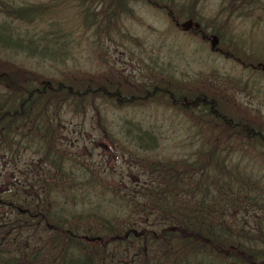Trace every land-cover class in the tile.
Here are the masks:
<instances>
[{
	"label": "trees",
	"instance_id": "16d2710c",
	"mask_svg": "<svg viewBox=\"0 0 264 264\" xmlns=\"http://www.w3.org/2000/svg\"><path fill=\"white\" fill-rule=\"evenodd\" d=\"M53 1L0 0V264H264V116L236 97L259 81L214 70L190 78L146 55L123 24L145 3L210 48L214 36L213 52L263 78L264 55L228 29L234 16L256 26L262 0H226L204 22L199 0H73L91 46L110 43L92 51L93 69L58 78L44 62L72 41ZM124 41L141 50L125 48L128 66L106 58ZM175 45L164 52L181 54ZM157 107L185 123L164 128ZM166 129L189 131L186 151L164 152Z\"/></svg>",
	"mask_w": 264,
	"mask_h": 264
},
{
	"label": "rangeland",
	"instance_id": "374dc122",
	"mask_svg": "<svg viewBox=\"0 0 264 264\" xmlns=\"http://www.w3.org/2000/svg\"><path fill=\"white\" fill-rule=\"evenodd\" d=\"M178 1L183 2L184 4L187 2V0ZM55 2H57V5L53 8V11H56L54 16L55 18H58L59 22L62 20L63 30L69 33L68 39L72 41V48L68 54H66L68 51L67 49L66 53L62 56V58H59L60 60L55 62V64L50 65L48 62H44V67L47 68L45 70H48L49 74H52V76L58 78L60 77L59 70L66 69L67 67L70 70L74 69L77 72L81 71L79 69H93V67L100 62L95 59L92 51H95L97 54L98 49L102 50L104 45L110 42L106 41L99 45V47L95 45L91 46V43L96 44V40L89 35L86 38V33L83 30L82 21L80 20V17L77 13V9L73 7V0H55ZM222 3L224 5L226 0H199L196 10L198 14L203 17L202 21L204 22L206 19L210 20L212 17L216 16V12ZM262 3H264V0H262ZM258 14L260 16L254 18L258 21L256 26H252L251 24L252 17L235 18V16L230 18L228 25L230 33L233 34V36L236 35L238 42L241 43L240 46L243 49L250 48L253 52V56L255 57L264 55V14ZM222 18L223 17L220 16L218 19L219 22L223 20ZM123 24L129 32H132L134 35L138 36V39L144 41L147 50L146 55L150 53L156 55V53L159 52L160 57H169L175 63L174 65L177 72L188 74L190 78H193L198 74L199 78H202L204 74L209 75V73L214 70L227 75L232 74L238 76L239 74V76H242V78L250 76V79L254 78L255 80H258L259 83L255 84V87L258 88V91H256L255 88L247 86L245 89L239 92L236 97L248 107H258L260 113L264 116V77H260L261 75L259 76L258 72L251 73L248 70L240 69V67L232 60L220 56L216 54V52H213L208 42L203 43L199 38L192 36L187 31H181L173 27L160 11L145 3H134L133 15L124 18ZM80 35H82V37ZM115 38H118V36L116 35ZM170 42L178 44L171 47L175 50V52H177V50L181 51V54L169 56L164 52L165 48L170 46ZM75 43H78V47L75 46ZM126 47H130L131 49L134 48V51L137 53L141 51L138 47L131 46L126 41H124L123 44L118 48L110 44L106 49V58H109L110 61H118L120 58L125 65L129 63L133 64V62L126 60L127 56L124 54ZM72 53H74V55ZM12 57L14 60H17L23 66L28 68H34L35 66L33 65L35 59L23 58L21 54H13ZM102 58L103 56L100 57V60H102ZM35 67L38 70H42V65L40 67ZM262 75L264 76V73ZM142 111L143 110L137 109L135 112L138 116H140L139 113ZM168 111L170 110L163 109V107H157V114L158 117L161 118L164 128H166L170 123L175 124L176 127L182 126L185 123L184 119L181 117H170L166 113ZM125 113L130 114L131 111ZM149 113L152 112L149 110L148 114ZM184 132V130L166 129L164 145H168L164 149V152H174V147H176L178 150L177 152L186 151V149L189 147L187 146V137L189 135V131L185 133ZM193 132L194 131L192 130L189 140L193 139ZM96 144L99 145L98 147L100 149L102 148L106 151H112V147L111 145L109 146L108 143L105 144L102 141H98ZM233 157L240 160V164H238L243 170L244 162L240 156ZM250 163V167H252V165H255V167H262L259 162ZM257 214H259L257 210L250 213L251 218L255 219Z\"/></svg>",
	"mask_w": 264,
	"mask_h": 264
},
{
	"label": "water",
	"instance_id": "95a60500",
	"mask_svg": "<svg viewBox=\"0 0 264 264\" xmlns=\"http://www.w3.org/2000/svg\"><path fill=\"white\" fill-rule=\"evenodd\" d=\"M180 26L185 28V29H187V28H189L191 26V21H189V20L188 21H184V22H182L180 24ZM216 41H217L216 38L214 36H211V38H210L211 48L214 47V44L216 43Z\"/></svg>",
	"mask_w": 264,
	"mask_h": 264
},
{
	"label": "flooded vegetation",
	"instance_id": "af4514ba",
	"mask_svg": "<svg viewBox=\"0 0 264 264\" xmlns=\"http://www.w3.org/2000/svg\"><path fill=\"white\" fill-rule=\"evenodd\" d=\"M215 45V44H214ZM214 48V47H213ZM202 100H204V98H202Z\"/></svg>",
	"mask_w": 264,
	"mask_h": 264
}]
</instances>
